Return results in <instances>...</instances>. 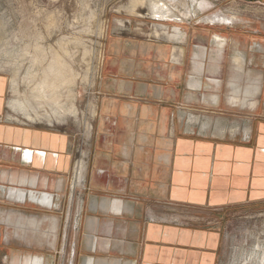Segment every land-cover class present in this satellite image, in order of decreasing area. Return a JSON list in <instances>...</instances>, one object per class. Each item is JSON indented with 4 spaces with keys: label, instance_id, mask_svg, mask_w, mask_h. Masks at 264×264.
<instances>
[{
    "label": "crops",
    "instance_id": "1",
    "mask_svg": "<svg viewBox=\"0 0 264 264\" xmlns=\"http://www.w3.org/2000/svg\"><path fill=\"white\" fill-rule=\"evenodd\" d=\"M162 1L172 10L162 18L155 15L159 0L135 8L119 0L112 10L93 130L81 145V181L76 164L72 172L76 146L67 132L0 124V203L56 214L41 225L32 219L42 240L33 230L12 236L55 248L65 219L64 241L48 264H62L65 255L68 264H219L221 233L170 221L169 212L264 204L261 17L251 21L233 0ZM5 89L0 79V114ZM13 191L49 205L14 200ZM7 258L0 264H10ZM12 262L47 264L33 251Z\"/></svg>",
    "mask_w": 264,
    "mask_h": 264
},
{
    "label": "rangeland",
    "instance_id": "2",
    "mask_svg": "<svg viewBox=\"0 0 264 264\" xmlns=\"http://www.w3.org/2000/svg\"><path fill=\"white\" fill-rule=\"evenodd\" d=\"M118 1L0 0V79L6 81L5 93L2 95L4 111L0 114V124L67 132L76 146L72 172L76 162L84 159L82 155L86 156L81 145L90 139L93 130L97 106V77L106 27ZM139 1L132 0L134 8ZM233 1H238L234 5H242L252 18L251 21L257 22V15L261 17V21H258L264 27V0ZM237 90L241 92L239 87ZM246 93L253 95L256 89H249ZM59 106L64 107L65 115H62ZM36 111L43 112L42 114L54 112L66 120L50 125L45 116L39 122L25 116L26 112L34 114ZM26 156H29L28 152ZM13 192L11 194L14 200L23 198V193L18 195L17 191ZM24 193L28 198L29 193ZM40 198L31 194L28 199L33 202L39 199L41 204L46 205ZM0 205H4L0 209L9 213L0 212V215L3 214L9 220L0 219V261H6L8 256L7 261L13 264L12 259L15 256L31 254L33 251L43 254L48 264L49 259L55 255V250H60L64 241L65 219L60 220L57 233L53 230L58 236L55 248L50 247L47 242L44 245L35 243L30 246L12 236L13 230L17 232V225L21 226L23 223L20 228L26 229L27 233L33 230L38 236L42 230L33 229L28 222L36 219L41 225L55 218L44 217L45 215L56 214L47 210H41V213L36 209L32 211L33 206L30 204H27L31 206L29 213L20 210L19 203L5 202ZM14 207L16 209H12ZM18 213L35 215L41 219L26 216L18 218ZM169 214V219L173 222L209 226L218 230L223 237L219 264H243L258 242L264 244V204L219 211H194L181 207L179 212L170 211ZM12 217H15L14 222L10 221ZM4 223L9 224V229ZM7 230V236H11L9 239H6ZM54 238L55 236L47 239ZM1 241L12 245L6 246ZM68 260V255H65L62 264H68Z\"/></svg>",
    "mask_w": 264,
    "mask_h": 264
},
{
    "label": "bare ground",
    "instance_id": "3",
    "mask_svg": "<svg viewBox=\"0 0 264 264\" xmlns=\"http://www.w3.org/2000/svg\"><path fill=\"white\" fill-rule=\"evenodd\" d=\"M174 1V0H173ZM180 1V0H179ZM139 2H143V0H140ZM141 4V3H140ZM149 4V3H148ZM172 12L171 8L162 0H159V2L156 4V16H158L159 18L162 17H166L167 13ZM174 12V10H173ZM152 13V12H151ZM166 13V14H165ZM136 14V13H135ZM180 14V13H179ZM182 14V13H181ZM185 16V15H184ZM159 21V20H158ZM206 21V20H205ZM179 22V21H178ZM176 29V28H175ZM172 30V29H171ZM177 30V29H176ZM158 31V30H157ZM156 31V32H157ZM166 32V31H165ZM167 33V32H166ZM175 33V32H174ZM178 34V33H177ZM156 35V34H155ZM168 35V34H167ZM170 35V34H169ZM169 41V40H168ZM217 41H218V45L223 46L226 44L225 39L221 36L218 35L217 37ZM238 58V57H237ZM236 61H239L240 63H242L241 59H236ZM58 104V103H57ZM62 115L66 114V111L64 110V107L61 108V106H59ZM70 109V108H69ZM27 111V110H26ZM50 111V110H49ZM74 111H72L73 113ZM43 113V112H42ZM38 111H36L34 114H31L30 112H26L25 116L30 119L33 120L35 122H39L42 120V118L45 116V118L47 119L48 124L50 125H54V124H58L60 122H63L64 118H62V116H58L57 114H55L54 112L49 113L46 112V114H42ZM75 115V114H74ZM65 123V122H64ZM61 125V124H60ZM91 127V126H90ZM237 129V128H236ZM226 131V130H225ZM247 133V132H246ZM84 165H85V161L84 159H80L78 160V162H76V175H77V179L78 180H82V170L84 169ZM80 180V181H81ZM21 194L23 192H20ZM23 198H26V193H23ZM48 196V195H47ZM38 200V199H37ZM29 224L32 226V222H29ZM55 226V225H54ZM54 229V228H53ZM17 232L15 230H13V234H19V235H23L26 232V229L24 228H17L16 229ZM25 230V232H24ZM27 233V232H26ZM28 234H30V236H33V231H30ZM18 235V236H19ZM54 235L51 234L50 238H53ZM37 238H39L40 240L44 239L45 237L43 235H41V233L38 234ZM31 240V239H30ZM245 252V251H244ZM243 260V259H242ZM243 262V261H242ZM241 262V263H242ZM243 264H264V244L262 245V242L257 243V245L255 247H253L249 253V255L247 256V258L244 260Z\"/></svg>",
    "mask_w": 264,
    "mask_h": 264
},
{
    "label": "flooded vegetation",
    "instance_id": "4",
    "mask_svg": "<svg viewBox=\"0 0 264 264\" xmlns=\"http://www.w3.org/2000/svg\"><path fill=\"white\" fill-rule=\"evenodd\" d=\"M228 22L231 23L232 19L231 18H227ZM12 244L11 243H7V246H11ZM34 249V248H32Z\"/></svg>",
    "mask_w": 264,
    "mask_h": 264
},
{
    "label": "water",
    "instance_id": "5",
    "mask_svg": "<svg viewBox=\"0 0 264 264\" xmlns=\"http://www.w3.org/2000/svg\"><path fill=\"white\" fill-rule=\"evenodd\" d=\"M37 152H41V153H42V152H44V151H43V150H41V151H40V150H37Z\"/></svg>",
    "mask_w": 264,
    "mask_h": 264
}]
</instances>
